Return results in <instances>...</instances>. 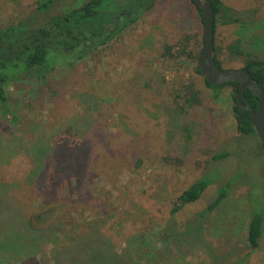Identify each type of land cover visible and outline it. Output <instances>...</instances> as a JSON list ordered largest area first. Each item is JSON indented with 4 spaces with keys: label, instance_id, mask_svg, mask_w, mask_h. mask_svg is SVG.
<instances>
[{
    "label": "rangeland",
    "instance_id": "1",
    "mask_svg": "<svg viewBox=\"0 0 264 264\" xmlns=\"http://www.w3.org/2000/svg\"><path fill=\"white\" fill-rule=\"evenodd\" d=\"M36 1L0 0V27H39L86 0H56L47 15ZM223 2L252 30L261 26L219 22L223 68H243L228 49L239 39L264 58V41L254 37H264V0ZM144 5L105 0L106 17L129 9L138 21L105 48L50 71L46 84L7 86L0 198L5 214H23L30 226L14 228L31 254H16L24 264H264V235L258 250L247 242L250 216L264 215V149L238 133L233 89L217 100L198 73L205 27L195 4ZM190 86L201 104L181 111ZM203 178L212 183L201 198L175 213ZM225 185V201L206 213Z\"/></svg>",
    "mask_w": 264,
    "mask_h": 264
},
{
    "label": "trees",
    "instance_id": "2",
    "mask_svg": "<svg viewBox=\"0 0 264 264\" xmlns=\"http://www.w3.org/2000/svg\"><path fill=\"white\" fill-rule=\"evenodd\" d=\"M56 0H37V11L47 15L52 11ZM105 0H86L80 7L74 8L64 14H58L48 18L42 26L33 27L32 23L20 21L17 24L0 27V107L4 115L11 116L7 86L18 81L27 79H38L43 84L47 83V74L60 66H70L77 63L96 51L105 48L120 36L131 25L136 23L139 15L135 16L134 11L126 9L122 14H114L106 17L102 13ZM197 7L196 2L191 0ZM215 13V37L217 25L220 21L225 24H241L242 28L248 31H255L261 26L257 25L252 30L249 23L242 17H238L235 10L227 6L223 0H211ZM149 5L142 8L148 10L153 7L155 0H148ZM247 17V16H246ZM204 23V22H203ZM264 34V33H263ZM256 40L264 41V37L257 35ZM234 59H241L243 68L248 70L253 79L264 89V58L253 51H247L242 40H236L228 47ZM263 49V47L261 48ZM215 60L222 69V63L218 59V47L215 44ZM198 73L201 74L198 68ZM202 75V74H201ZM207 86L216 92L217 100L220 99L221 90L230 87L233 89L232 101L233 112L237 120L238 133L243 137H251L262 145L254 126L250 111L241 110L236 94L239 91V83H226L220 86L211 85L206 79ZM181 111L186 108L201 104L199 93L190 86L182 97ZM244 104L253 109H258L259 97L251 90L244 95ZM10 118V117H9ZM12 120V119H11ZM228 156L223 154L215 157L221 160ZM212 181L203 178L192 184L180 196V204L174 209L178 212L185 205L198 201L202 194L208 189ZM229 185L219 189L217 197L211 202L206 213H212L217 209L228 196ZM7 210L5 201L0 198V252L1 256L10 255L9 259L0 258V264H12L13 260L19 261L14 264L25 262L19 256L28 258L31 254L27 244L22 241L16 226L21 225L29 229L23 214H5ZM205 214V213H204ZM11 223V225H8ZM24 231V230H22ZM187 234H183L182 236ZM264 235V215L254 214L250 216L247 227V242L252 251L258 250ZM174 236V234H170ZM22 260V261H21ZM214 264H217L216 262Z\"/></svg>",
    "mask_w": 264,
    "mask_h": 264
},
{
    "label": "water",
    "instance_id": "3",
    "mask_svg": "<svg viewBox=\"0 0 264 264\" xmlns=\"http://www.w3.org/2000/svg\"><path fill=\"white\" fill-rule=\"evenodd\" d=\"M201 11L205 38L204 46L199 58V69L202 76L213 86L226 83H239L240 88L236 94V101L241 110H247L252 115V125L260 141L264 144V89L255 81L251 73L244 69L222 70L215 60V13L211 0H194ZM251 90L259 97L258 109L244 104L245 93Z\"/></svg>",
    "mask_w": 264,
    "mask_h": 264
}]
</instances>
